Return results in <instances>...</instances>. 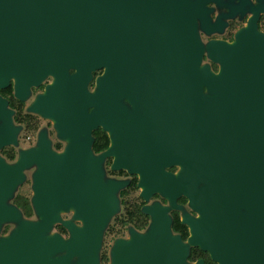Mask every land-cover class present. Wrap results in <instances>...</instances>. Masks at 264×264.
<instances>
[{"label": "water", "instance_id": "1", "mask_svg": "<svg viewBox=\"0 0 264 264\" xmlns=\"http://www.w3.org/2000/svg\"><path fill=\"white\" fill-rule=\"evenodd\" d=\"M205 1L0 0V51L8 55L0 59V85L13 76L24 98L51 76L32 108L72 140L64 154L46 143L13 169L0 166V218L17 215L4 200L28 162L40 165L32 200L43 217L0 240V264H99L103 229L125 185L103 178L106 155H114V168L140 173L145 199L158 191L174 205L186 195L198 213L185 218L191 243L219 264H264V34L251 20L233 42H202L196 17L211 31ZM257 1L264 10V0ZM99 126L112 145L93 156L87 147ZM172 163L183 166L175 181L163 172ZM69 207L83 226L66 222L67 241L45 236ZM165 209L146 207L153 218L148 233L116 245L112 264H187Z\"/></svg>", "mask_w": 264, "mask_h": 264}, {"label": "flooded vegetation", "instance_id": "2", "mask_svg": "<svg viewBox=\"0 0 264 264\" xmlns=\"http://www.w3.org/2000/svg\"><path fill=\"white\" fill-rule=\"evenodd\" d=\"M238 2L239 0H206L203 3L211 31L206 33L196 17V30L202 42L209 40L233 42L236 34L248 28L251 20H253L255 30L264 34V10L260 7L262 3L257 0H245L240 4ZM7 58L8 55L0 51V59L4 61ZM205 58L203 56V59ZM214 70L217 71L218 68ZM103 71L104 69H100L92 73V78L87 83L88 92L95 91L96 79ZM73 72L74 70L69 71V73ZM52 81L53 78L47 76L38 85L29 87L24 98L16 94V83L13 76L4 86L0 85V102H2L0 106V166H4L7 170L13 169L23 155H30L34 151H44L47 147L46 143H48V149L56 154H64L68 150L71 138L59 136L55 121L32 108L37 98L45 94L47 85ZM122 102L132 109L127 99ZM90 110L91 108L88 109ZM100 130L106 137L95 136L94 132ZM78 140L84 142L86 138ZM102 144L106 146L101 147ZM111 145L109 132L99 126L91 131V143L87 151L93 156H101ZM113 160L114 155L103 157L101 161L103 178L125 181V185L118 191V209L103 229L99 248V264H112L111 256L116 245L130 243L134 237L145 236L148 233L153 218L146 211V207L154 205L166 208L165 214L169 219L170 235L186 247L185 262L187 264H194L198 261H202L203 264H219L211 257L208 250L200 244L191 243V225L185 218L186 215L198 217V213L191 207L186 195L181 193L177 196L174 205L158 191L152 192L149 199H145L141 195L142 187L139 185L140 173L131 172L126 167L114 168ZM39 166L28 162L20 169L21 181L4 200V207L15 210L17 215L0 218V240L10 238L22 222L35 224L43 219L32 200L33 175ZM182 170L183 166L178 163L163 165V172L170 175L174 179L172 181L179 177ZM74 214L73 207L60 209L59 219L50 224L45 236L57 235L64 241L69 240L71 233L66 222L79 228L83 226L82 220L75 218ZM154 237L158 240L160 233H156ZM60 254L59 252L52 257ZM74 263L75 259H71L70 264ZM123 264H128V262Z\"/></svg>", "mask_w": 264, "mask_h": 264}, {"label": "trees", "instance_id": "3", "mask_svg": "<svg viewBox=\"0 0 264 264\" xmlns=\"http://www.w3.org/2000/svg\"><path fill=\"white\" fill-rule=\"evenodd\" d=\"M213 68L216 69L217 66H216L215 64H213ZM94 134H95V136H97V137H100V136L106 137L105 134H102V133H101V130H100V131H95ZM96 144H97V143H96ZM104 146H106V144H102L101 147H104ZM99 149H100V148H99Z\"/></svg>", "mask_w": 264, "mask_h": 264}, {"label": "rangeland", "instance_id": "4", "mask_svg": "<svg viewBox=\"0 0 264 264\" xmlns=\"http://www.w3.org/2000/svg\"><path fill=\"white\" fill-rule=\"evenodd\" d=\"M204 62H207V59L206 58L204 59Z\"/></svg>", "mask_w": 264, "mask_h": 264}]
</instances>
